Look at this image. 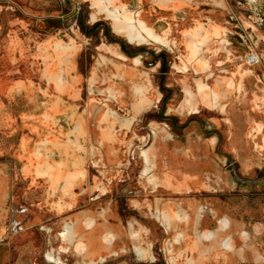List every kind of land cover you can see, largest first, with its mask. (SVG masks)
I'll return each mask as SVG.
<instances>
[{"label":"crops","instance_id":"0c3cea01","mask_svg":"<svg viewBox=\"0 0 264 264\" xmlns=\"http://www.w3.org/2000/svg\"><path fill=\"white\" fill-rule=\"evenodd\" d=\"M127 24L128 33L144 38V29ZM113 49L118 60H108L107 88L113 98L100 103L93 97L83 104L86 81L79 65L81 46L74 38L65 41L49 35L32 46V41L9 32L0 40V52L9 59L0 75V264H26L27 254L48 264L69 256H75L78 264H100L124 253L148 264H155L158 256L165 264L264 261V199L256 204L259 219L251 220L249 200L243 197L239 210L229 198L236 188L245 195L251 190L264 194V176L255 177L264 168V78L259 76L257 89L251 91L246 87L249 76H242V88L236 93L234 79L225 78L227 88L219 85L229 89L225 95L213 87L210 94H191L181 104L185 114L197 113L199 108L222 113L224 130L212 129L205 138L196 127V137L186 134L170 140L166 126L152 121L150 140L141 144L135 122L161 103L162 94L154 89L150 74L140 69V55L129 64L121 47ZM15 69L23 76L13 77ZM94 73L96 79L99 72ZM42 79L52 91L49 98L54 96L46 110L29 103L42 101L38 88L44 84ZM27 86L32 93H26ZM133 86L136 91L129 93L128 87ZM64 100L67 107L58 110L57 104ZM91 120L97 125L91 126ZM213 124L218 127V120ZM91 131L97 137L92 153ZM15 136L11 158L9 143ZM42 148H47L45 153ZM54 148L63 150V155L57 157ZM126 153L136 154L141 161L129 200L136 214L129 219L117 200L102 199L111 176L123 177L117 167L123 165ZM228 158L235 159L242 175L254 182L238 183L226 166ZM91 162L99 167L94 177ZM28 178L31 185L21 186ZM31 195L39 198L34 201L38 211L34 224L42 213L51 219L65 215L62 233L40 243L25 236L18 219L21 210L15 209L14 202ZM90 197L97 202L91 205Z\"/></svg>","mask_w":264,"mask_h":264},{"label":"rangeland","instance_id":"374dc122","mask_svg":"<svg viewBox=\"0 0 264 264\" xmlns=\"http://www.w3.org/2000/svg\"><path fill=\"white\" fill-rule=\"evenodd\" d=\"M180 1L181 4H178V0H123L122 4L117 0H0V40H5L9 32L16 33L22 40L32 41V46L43 42L49 35L57 34L65 41L74 38L81 46L79 65L86 81L83 104L91 102L93 97H96L100 103L106 102L109 97L113 98L107 89L111 79L109 61L113 62V59L117 58L113 47H121L125 51L129 64H134L135 57L140 55L142 57L140 69L150 74L154 89L162 94L161 103L141 115L135 122L137 126L135 130L142 135L141 144H146L150 140L149 136L152 133L149 127L152 121L166 126L170 132L168 135L170 140L172 137H181L186 134L196 137L197 128L202 130L205 138H208L212 129L224 130L226 123L224 115L215 110H201V108L197 113L185 114L181 111V104L191 94H210L215 82L225 78L234 79L236 83L234 86L237 88L234 90L235 93L241 90L242 86L239 83L244 75L250 78V84L246 87L248 86L251 91L257 89V78L259 76L264 78V58L262 57L264 20L257 18L253 20L250 16H264L262 14L264 8L257 7L260 9L258 14L252 11L244 0ZM117 16L123 17L121 19ZM128 21L145 30L144 38L137 39L128 33ZM141 21L147 27L143 28ZM209 23L217 24L222 28V32L207 31L206 27ZM252 53H256L260 58V62L255 63V67L247 63L248 55ZM7 59V54L0 52V75L7 67ZM96 69L99 73L94 79ZM22 76L23 73L20 70L13 71V77ZM42 81H44L42 88L38 85L42 93V101L35 99L29 103L36 109L46 110L48 106L46 104L53 102L54 96L51 95L49 98V92H52L49 89V83L43 79ZM29 89L31 88L27 86L28 94L32 93ZM133 91H136L134 86L128 87L129 93ZM47 99L49 101L45 102ZM27 103L25 104L28 108L29 103ZM61 103L57 104L58 110L65 109L68 105L67 100ZM107 103L110 102L107 101ZM169 106L174 109L170 111ZM215 120H218V127L213 124ZM92 125H97L95 120H91ZM41 135L44 134L41 133ZM88 139L91 142L90 152L92 153V142L97 141L96 134L91 131ZM17 140V136L10 138L9 156L11 158L14 156ZM46 150L47 148H42L44 153ZM53 150L57 157L63 155V150L57 148ZM124 157L123 165L119 164L117 167L120 172H123V177L111 176V180L107 182L109 189L102 199L107 202L112 199L117 200L125 219H129L136 214L129 207V200L134 195L131 189L134 187V179L139 173L141 161L136 154L126 153ZM126 159H130L131 162H127ZM231 160L234 172L240 178L238 183L248 181L253 183V178L242 175L235 159L231 158ZM226 166L228 169L231 168L228 160ZM90 167L91 176L94 177L98 174L99 167L94 162H91ZM263 175L264 168L258 171L255 177ZM31 183L32 178H28L21 181L20 185L27 187ZM39 186L43 187L42 182L38 184ZM243 197L249 200L251 207H256L258 199H264V194L251 190L248 195H245L242 194L241 188H236L229 194V198L233 200L232 207L240 210ZM38 199L33 195L26 196L20 202L18 201L19 203L15 201L14 205L16 210H21L18 213L19 218L16 211V218L21 221L25 236L35 238L40 243L44 240L48 241L50 235L64 231L65 215L51 219L49 215L42 213L40 221L34 224L35 216L38 215L34 201ZM88 199L91 205L97 202L96 197ZM21 203L24 206H19ZM250 219L257 220L259 217L255 214ZM50 226L52 228L49 230ZM62 228L63 230L59 231ZM27 256L29 259L26 264H48L33 255L27 254ZM57 262L54 264H78L75 256H69L63 260L57 258ZM104 264L148 263H140L130 254L124 253L116 260L107 259ZM155 264L165 263L158 256ZM248 264H264V261L258 262L251 258Z\"/></svg>","mask_w":264,"mask_h":264},{"label":"flooded vegetation","instance_id":"af4514ba","mask_svg":"<svg viewBox=\"0 0 264 264\" xmlns=\"http://www.w3.org/2000/svg\"><path fill=\"white\" fill-rule=\"evenodd\" d=\"M247 4H248V6L252 9V11H254V12H257L258 14L260 13V9L259 8H264V0H244ZM123 2V0L122 1H118V3H122ZM123 4V3H122ZM178 4H181V1L180 0H178ZM257 7H259V8H257ZM262 14H264L263 12H262ZM253 20L255 19V18H257V19H260V20H264V16H250ZM209 25L211 26L212 24L211 23H209ZM262 25V24H261ZM213 27H212V29H214V30H212V31H216V32H219V31H222V28L221 27H219L217 24H215V25H212ZM249 56V55H248ZM251 61V60H250ZM260 62V58H259V55H258V60L256 61V62H249V60H247V63L248 64H250V65H252L253 67H255V63H259ZM221 80V79H220ZM216 81L217 82V84H214L215 86L214 87H216L218 90H220V93H223L224 95H225V92L224 91H229V89H225V88H227L226 87V85H225V82H224V79L223 80H221V81ZM224 86L225 88L222 90V88H220V86ZM231 92H229V94H230ZM229 96V95H228ZM228 162L230 163V166H231V168L229 169L230 171H231V173L235 176V178L237 179V180H240V178L235 174V172H234V166H233V164H232V160H231V158H228ZM264 176V175H263ZM252 207H254V206H252ZM251 207V215H250V217L251 216H254L255 214L257 215V212H258V210H257V207H254V208H252ZM20 227V226H19ZM107 260H105V261H103L102 263L104 264L105 262H106ZM158 261V260H157Z\"/></svg>","mask_w":264,"mask_h":264},{"label":"built area","instance_id":"2783aa9c","mask_svg":"<svg viewBox=\"0 0 264 264\" xmlns=\"http://www.w3.org/2000/svg\"><path fill=\"white\" fill-rule=\"evenodd\" d=\"M249 60H251V61H249L251 63L256 62L258 60V55L256 53H252L251 58Z\"/></svg>","mask_w":264,"mask_h":264},{"label":"bare ground","instance_id":"6f19581e","mask_svg":"<svg viewBox=\"0 0 264 264\" xmlns=\"http://www.w3.org/2000/svg\"><path fill=\"white\" fill-rule=\"evenodd\" d=\"M251 58V55L248 56V60ZM250 61V60H249Z\"/></svg>","mask_w":264,"mask_h":264}]
</instances>
